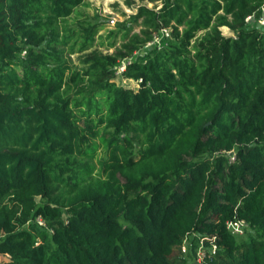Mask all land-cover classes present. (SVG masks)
I'll return each instance as SVG.
<instances>
[{
	"label": "trees",
	"instance_id": "obj_1",
	"mask_svg": "<svg viewBox=\"0 0 264 264\" xmlns=\"http://www.w3.org/2000/svg\"><path fill=\"white\" fill-rule=\"evenodd\" d=\"M150 1L101 49L87 0H0V264H264V0Z\"/></svg>",
	"mask_w": 264,
	"mask_h": 264
},
{
	"label": "rangeland",
	"instance_id": "obj_2",
	"mask_svg": "<svg viewBox=\"0 0 264 264\" xmlns=\"http://www.w3.org/2000/svg\"><path fill=\"white\" fill-rule=\"evenodd\" d=\"M87 4L80 8V11L83 14H80L79 17L84 18L85 16L91 19L93 22H101L103 23V26L97 31V34L95 35L96 41H104V44L101 46V49L105 48V44L109 41V38H107L109 34V30L111 29H118L119 26L122 25V23L126 22L130 24V22H127L129 19V16L137 11V7L139 5L145 4L148 7H153L156 5V8H159L161 6V3L158 2H151L150 0H87ZM128 2L132 3V6H128ZM261 20H264V15H260L259 17L255 18L253 17L252 24H256V22L261 26V28H264V22H260ZM139 26L133 25V31H138ZM221 32L224 35H232V32L227 27H221ZM170 36L169 30L168 34H166L164 31H160L154 36V39L148 43L146 46L135 52L133 57L123 60V62L118 66H124V69L126 67V64L130 63V60L139 59L145 57L152 49L154 48H160L163 44V40L165 38H168ZM112 38H110L111 40ZM116 46H119L122 42V39L120 37V34L115 38ZM114 48L109 49V51H113ZM72 61L75 64H78L77 54H71L70 55ZM120 68V67H119ZM123 69V70H124ZM122 68L117 70L116 77L114 80L117 84L132 88L134 90H137L139 88V82L140 80H136L133 78H128L122 75ZM102 146L100 145L96 150V155L99 157V155L102 154ZM93 162L95 163L97 171L98 169V161L97 157L95 156L93 158ZM38 201H42L40 197H37ZM232 233L237 235V237L242 241L246 239V237L250 234H253V230L248 225H240L238 227H230L229 228ZM203 241L200 242V245L197 246L196 249L193 248V244L191 242V239H185L184 241V248L182 247V253L187 257L188 264H200L202 262L203 257L205 256L207 248L202 245ZM192 246V247H191ZM190 249V254H188L187 251ZM9 258L8 254L0 253V263L7 261Z\"/></svg>",
	"mask_w": 264,
	"mask_h": 264
},
{
	"label": "built area",
	"instance_id": "obj_3",
	"mask_svg": "<svg viewBox=\"0 0 264 264\" xmlns=\"http://www.w3.org/2000/svg\"><path fill=\"white\" fill-rule=\"evenodd\" d=\"M249 19H251V16H249L248 18H247V20H249ZM260 22H264V20H261ZM264 24V23H263ZM163 31L166 33V34H168V31L166 30V29H163ZM124 66L125 65H122V66H117V68H116V73H117V70L118 69H121L122 68V70L124 69ZM120 67V68H119ZM234 159V156L232 155L231 156V160H233ZM240 225H247V223L244 221V220H240V221H229L228 222V227L230 228V227H238V226H240ZM184 248V247H183ZM215 249H216V245H212V247H211V250H212V252H214L215 251Z\"/></svg>",
	"mask_w": 264,
	"mask_h": 264
}]
</instances>
